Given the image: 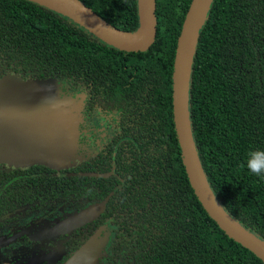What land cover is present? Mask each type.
Here are the masks:
<instances>
[{"label":"trees","instance_id":"trees-1","mask_svg":"<svg viewBox=\"0 0 264 264\" xmlns=\"http://www.w3.org/2000/svg\"><path fill=\"white\" fill-rule=\"evenodd\" d=\"M80 1L119 29L137 26L136 0ZM189 2L154 0L153 41L142 51H124L41 4L0 0V77L15 72L55 78L68 90L80 85L90 103L118 112L130 138L127 154L113 165L121 177L110 197L114 254L129 264H262L206 214L181 163L171 73ZM187 103L211 191L243 228L264 239V178L241 167L250 149H264V0H211ZM79 177L67 176L61 193L73 194ZM33 178L13 182L24 186Z\"/></svg>","mask_w":264,"mask_h":264},{"label":"water","instance_id":"water-1","mask_svg":"<svg viewBox=\"0 0 264 264\" xmlns=\"http://www.w3.org/2000/svg\"><path fill=\"white\" fill-rule=\"evenodd\" d=\"M30 1L69 18L119 50L142 51L154 38V0H136L137 26L132 31L109 24L80 0ZM210 2L190 0L177 36L171 73L173 128L187 181L203 210L228 237L252 252L264 264V239L243 228L222 208L206 180L191 135L187 109L188 79L198 31ZM47 79L53 78L21 77L15 72L0 77V148L5 151H0V163L11 161L21 166L40 163L58 168L59 162L54 165L52 160L59 158L65 150L75 148L78 132L72 120L66 121L63 114L60 124L54 118L42 116L28 102L27 98L32 92L38 95L45 90L51 91V97H60L64 101L73 98L74 95L66 93L55 78L58 84L46 83ZM17 87L24 91L18 92ZM49 103L50 107L55 106V101ZM24 163L27 164L22 165ZM85 242L62 264H87L83 250Z\"/></svg>","mask_w":264,"mask_h":264},{"label":"flooded vegetation","instance_id":"flooded-vegetation-1","mask_svg":"<svg viewBox=\"0 0 264 264\" xmlns=\"http://www.w3.org/2000/svg\"><path fill=\"white\" fill-rule=\"evenodd\" d=\"M58 82L69 93L84 95L75 147L79 159L71 166L58 168L0 163V264H28L23 263L27 257L46 255L53 247L57 254L41 257L39 264H62L97 231L106 233L97 264H129L113 253L118 250L113 246L117 244V227L112 222L110 197L112 187L121 180L114 161L117 155L127 154L130 136L121 131L117 111L101 107L96 101L90 103L80 85L68 90L67 85ZM72 174L80 176L76 180L78 190L61 193L63 186L68 188L64 179ZM19 177L34 178L23 186L13 182ZM95 203L100 207L90 217L74 219Z\"/></svg>","mask_w":264,"mask_h":264},{"label":"rangeland","instance_id":"rangeland-1","mask_svg":"<svg viewBox=\"0 0 264 264\" xmlns=\"http://www.w3.org/2000/svg\"><path fill=\"white\" fill-rule=\"evenodd\" d=\"M48 80V81H47ZM47 82H50V84H58L55 79H47ZM60 84V83H59ZM18 92H23L24 90L21 87H17ZM51 91L45 90L39 92L38 95H36L35 92H32L27 99L31 106L35 107L37 110H39L40 114L42 116H48L51 118H54L56 121H59L60 124H62L63 121V114L66 117V121L72 120L73 123L76 124V129L78 126V123L81 120L82 115V104H83V93H78L73 96V98H68L67 100H62V98L57 97H51L50 93ZM55 101V106L53 105L50 107L51 103L49 102ZM65 121V120H64ZM77 140V138H76ZM76 145V144H75ZM76 147V146H75ZM0 151L4 153L5 151L0 148ZM8 153V152H6ZM79 159L78 154L76 153V148L72 149L71 151L65 150L64 153H61L59 158H54L52 160L53 164L55 165L57 162H59V167H68L74 164ZM6 166H12V167H23L19 164L12 163L11 161H5L1 162ZM50 163V162H48ZM27 163H24L22 165H26ZM100 207V203H95L91 207L84 210L80 215L77 217H74V219H77L79 217L80 221L83 219H86L90 217L94 210ZM71 219L70 221H72ZM106 241V233L100 234L99 231L95 232L83 245L84 250V258L87 260V264H97V258L99 257V254L101 253L102 247L105 244ZM82 248V247H81ZM58 250L56 248H52L46 255H34L33 257H27L25 262L28 264H39L41 262V257L46 256L45 258H49V256H53V254H57ZM33 258L36 260L32 261Z\"/></svg>","mask_w":264,"mask_h":264},{"label":"clouds","instance_id":"clouds-1","mask_svg":"<svg viewBox=\"0 0 264 264\" xmlns=\"http://www.w3.org/2000/svg\"><path fill=\"white\" fill-rule=\"evenodd\" d=\"M241 167L256 177L264 178V149H250Z\"/></svg>","mask_w":264,"mask_h":264}]
</instances>
